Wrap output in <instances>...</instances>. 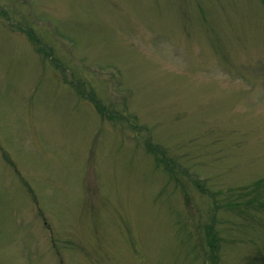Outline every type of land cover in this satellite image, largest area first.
Listing matches in <instances>:
<instances>
[{
    "label": "rangeland",
    "instance_id": "1",
    "mask_svg": "<svg viewBox=\"0 0 264 264\" xmlns=\"http://www.w3.org/2000/svg\"><path fill=\"white\" fill-rule=\"evenodd\" d=\"M257 183L264 0H0V264H264Z\"/></svg>",
    "mask_w": 264,
    "mask_h": 264
},
{
    "label": "trees",
    "instance_id": "2",
    "mask_svg": "<svg viewBox=\"0 0 264 264\" xmlns=\"http://www.w3.org/2000/svg\"><path fill=\"white\" fill-rule=\"evenodd\" d=\"M260 186L261 185H258V183H257L256 186H255V189H253V192L255 193V195L252 196V197H254V199L251 200V206H253L255 204H257L258 206L260 205L261 207L264 206V185H263V188H262L263 191H262V189L259 190ZM254 200H255V202H253Z\"/></svg>",
    "mask_w": 264,
    "mask_h": 264
}]
</instances>
